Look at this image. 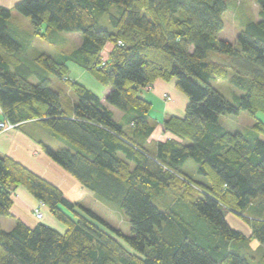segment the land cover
Wrapping results in <instances>:
<instances>
[{"label":"trees","instance_id":"trees-1","mask_svg":"<svg viewBox=\"0 0 264 264\" xmlns=\"http://www.w3.org/2000/svg\"><path fill=\"white\" fill-rule=\"evenodd\" d=\"M226 1L21 0L15 11L29 19L30 33L0 6L2 121L37 141L84 189L122 208L131 231L124 236L0 155V221L12 216L23 187L65 227L17 220L6 231L0 222V264H264V249L250 248L252 240L264 245V122L256 118L264 113V0H256L260 20L245 22L238 48L218 38ZM57 32L82 33L83 42L59 58L23 57L35 38ZM69 62L108 89L106 97L70 79ZM51 78L70 93L54 90ZM227 79L244 92L236 104L213 85ZM157 80L176 81L188 99L184 117L164 121L176 138L166 142L150 141L159 121L142 95ZM243 111L256 119L248 132L220 125L221 116ZM30 129H46L51 143ZM229 214L251 235L234 229Z\"/></svg>","mask_w":264,"mask_h":264},{"label":"rangeland","instance_id":"rangeland-1","mask_svg":"<svg viewBox=\"0 0 264 264\" xmlns=\"http://www.w3.org/2000/svg\"><path fill=\"white\" fill-rule=\"evenodd\" d=\"M227 11L224 14V22L225 27L223 31L218 35V38L221 40H226L231 43H233L237 48L239 47L237 43V36L240 33V31L243 29V26L245 22L248 21H259L260 20V7L258 6L256 0H227ZM9 9V8H8ZM13 19L12 21L18 25L23 31L25 32H32V26L26 17L21 15L20 13L15 11V7L11 8ZM83 42V35L82 33H67V32H57L55 33L50 39L44 40L41 38H35L32 44V47L27 52H22L23 57L25 58H35L39 54H47L49 56H52L54 58H59L62 54H70L76 49H78ZM112 49V43H107L104 51L103 56L105 58H108V54L110 50ZM69 74L68 77L74 81H77L78 83L84 85L86 88L91 90L93 93L97 94L100 98H104V92L106 88L98 82L93 75H91L89 72L83 70L78 65L69 62ZM34 82H38L35 80V78L32 79ZM51 87L54 90L59 91V89H63L65 94H69L70 90L69 87L56 80L55 78H51ZM158 81V80H157ZM156 82V81H155ZM155 82L147 89L142 92V95L146 98H150L148 96V90H154L156 84ZM172 83H176V81H171ZM166 82V83H171ZM214 87L218 89L232 104L237 103V98L241 96L244 92L234 86L228 79L227 80H218L213 83ZM180 92V91H179ZM184 97H186L182 92H180ZM162 100L165 103H170L173 101V98L167 93H162L161 96ZM151 99V98H150ZM149 99V100H150ZM154 101V105L151 111V114L153 116H158V112L160 113L162 111V106H160L159 102H157L155 99H152ZM188 100V99H187ZM106 104V102H105ZM188 105V102H187ZM183 107V106H182ZM187 107V106H186ZM186 110V109H185ZM117 113V116L119 114V111L115 110ZM185 114V112H184ZM256 118L259 120H262L264 122V113H258ZM158 120V119H157ZM256 119L253 118L248 112H241L239 115H224L220 118V125L226 129L227 131L231 133H246L249 130L252 129ZM161 125V123L158 124V126ZM157 126V127H158ZM156 127V128H157ZM15 128V127H14ZM43 129V128H42ZM41 129V130H42ZM11 130V129H10ZM33 134H36L39 138H42V140H45L49 143H51V140L48 136V133L45 132L38 133L36 129H30ZM9 131V130H8ZM44 131V129L42 130ZM46 134V135H45ZM160 136V135H159ZM264 140V136L261 137ZM152 141V140H150ZM58 165V164H57ZM59 166V165H58ZM60 167V166H59ZM65 173V171L62 167H60ZM55 171V170H54ZM55 173H58V177L62 178V174L58 171ZM68 173V172H67ZM69 174V173H68ZM71 175V174H70ZM72 176V175H71ZM59 185L62 186L65 189V192L74 198H81L82 204L96 212L101 218H103L109 225H111L113 228L119 230L124 236H130V223L129 219L124 213L123 209L119 206L112 204L108 201L101 200L97 198L93 192L84 189L81 191L78 187L67 185L64 180L58 181ZM65 194V193H64ZM66 196V194H65ZM67 198V196H66ZM68 199V198H67ZM71 201V200H70ZM74 202V201H73ZM38 208L35 207L32 209V215L36 218L34 215L35 209ZM43 208V207H42ZM43 219L44 217H48V213L45 214V211H43ZM45 214V215H44ZM53 221L59 225V227H64L63 224H61L59 221H57L52 214L50 213ZM7 219V218H6ZM10 219V218H8ZM42 220H37V222H42ZM230 221H229V220ZM230 225L235 229L236 227L239 228L240 225L234 220L228 216L227 218ZM8 221V220H7ZM17 220H15L16 222ZM6 223V222H5ZM4 223V226H5ZM48 225V223H47ZM114 235L118 237V239L123 243V245L127 248L129 252H133L131 248L128 246L127 241L124 237L118 236L115 232H112ZM264 249V247H262Z\"/></svg>","mask_w":264,"mask_h":264},{"label":"crops","instance_id":"crops-1","mask_svg":"<svg viewBox=\"0 0 264 264\" xmlns=\"http://www.w3.org/2000/svg\"><path fill=\"white\" fill-rule=\"evenodd\" d=\"M20 1L21 0H0V6L11 9L15 7ZM155 84L156 86L154 90H148V95H150L148 97L151 98L149 99L152 103H154L152 99H155L163 108L160 113L158 112V116H154L156 119H158L161 125L155 129L150 140L166 142L170 139L176 138L164 129V121L171 116L184 117L188 100L187 97H184L179 92L176 87V83H166L162 80H158L155 82ZM107 92L108 89H106L104 92V98L106 97ZM163 92L166 94L168 93L173 98V101L170 103H165L161 98ZM1 121L2 117H0V122ZM0 155H7L19 161L39 176L58 186L63 191V193L66 194L69 200L82 203L80 197L76 198V196H74L73 198L69 196L65 192V189L59 185L58 181L64 180L68 186L72 185L83 191L84 188L80 185V183L73 176L67 172L65 173L50 157L45 154L41 145L37 141L30 138V136L26 135L21 130L13 128L9 131L0 133ZM54 170L61 173L62 178L58 177V173L56 174ZM42 205V203L33 198L27 189L23 187L17 188L13 195V207L11 209L12 216L1 218V227L6 231L11 230L16 224L15 220H21L28 226L34 227L38 222L31 213L32 209ZM42 207L43 211H45V214H47L49 209L45 205ZM228 216H230L234 222L240 225L239 228H235L236 230L241 231L247 236L251 235L250 227L247 226L242 221V219L234 214H229ZM42 223L46 225L48 223V226L60 232H64L65 230V227H59V225L53 221L50 213H48V217H44ZM262 247H264V245H262L257 240H252L250 243V248L252 251H258L259 249L261 250L263 249Z\"/></svg>","mask_w":264,"mask_h":264},{"label":"built area","instance_id":"built-area-1","mask_svg":"<svg viewBox=\"0 0 264 264\" xmlns=\"http://www.w3.org/2000/svg\"><path fill=\"white\" fill-rule=\"evenodd\" d=\"M14 127H15V125H13L11 123L1 121L0 122V133L6 132V131H8L10 129H13ZM42 206H39L38 208H36L35 212H34L35 213L34 215L36 216V218L38 220H42L43 219Z\"/></svg>","mask_w":264,"mask_h":264}]
</instances>
